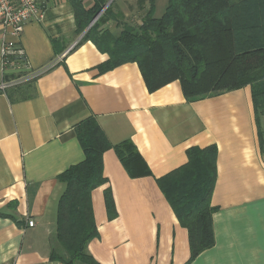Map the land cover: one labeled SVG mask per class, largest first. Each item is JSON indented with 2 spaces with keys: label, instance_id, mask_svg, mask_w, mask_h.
Here are the masks:
<instances>
[{
  "label": "crops",
  "instance_id": "0c3cea01",
  "mask_svg": "<svg viewBox=\"0 0 264 264\" xmlns=\"http://www.w3.org/2000/svg\"><path fill=\"white\" fill-rule=\"evenodd\" d=\"M80 1L85 10L94 4ZM107 2L117 19L103 30L115 35L148 11L144 0ZM166 3L155 0V18ZM84 31L69 0H49L43 20L17 38L0 29V264H61L49 260L63 192L57 177L83 161L75 128L88 118L112 146L130 142L150 172L131 178L113 150L103 154L106 183L91 193L97 237L87 246L98 264L187 262L188 232L157 180L185 165L188 149L209 146L217 149L214 245L190 264H264V110L257 125L250 86L198 100H186L178 81L149 92L135 63L99 72L107 56L81 42ZM5 42L19 44L31 71L46 70L22 81L25 71L3 72Z\"/></svg>",
  "mask_w": 264,
  "mask_h": 264
},
{
  "label": "trees",
  "instance_id": "16d2710c",
  "mask_svg": "<svg viewBox=\"0 0 264 264\" xmlns=\"http://www.w3.org/2000/svg\"><path fill=\"white\" fill-rule=\"evenodd\" d=\"M77 31H84L107 0H93L89 10L69 0ZM148 11L138 27L123 25L118 34L103 30L117 19L109 5L81 42H92L107 60L99 72L135 63L149 92L178 81L186 100L217 96L250 86L257 118L264 110V0H167L154 17L155 0H144ZM75 135L84 159L57 177L63 192L57 202L54 247L50 261L98 264L87 252L97 237L91 193L106 183L102 156L113 150L131 178L150 172L130 142L112 146L93 118L79 123ZM187 163L157 180L179 225L188 232L190 264L213 247L210 198L216 180L217 149L190 148ZM108 219L116 216L111 193L104 192Z\"/></svg>",
  "mask_w": 264,
  "mask_h": 264
},
{
  "label": "built area",
  "instance_id": "2783aa9c",
  "mask_svg": "<svg viewBox=\"0 0 264 264\" xmlns=\"http://www.w3.org/2000/svg\"><path fill=\"white\" fill-rule=\"evenodd\" d=\"M49 0H0V29L15 38L23 32L28 22H40L44 18ZM3 72L12 70L25 71L27 75L20 80L33 78L46 69L31 71L23 49L17 42H5L1 49ZM1 87H5L4 83ZM28 227L33 226L32 221L27 222Z\"/></svg>",
  "mask_w": 264,
  "mask_h": 264
},
{
  "label": "water",
  "instance_id": "95a60500",
  "mask_svg": "<svg viewBox=\"0 0 264 264\" xmlns=\"http://www.w3.org/2000/svg\"><path fill=\"white\" fill-rule=\"evenodd\" d=\"M110 2H107L103 8L101 9V11L91 20L89 26L86 28V30L81 34L80 38H82L85 33L89 30V28L93 25V23L96 21V19L98 18V16L109 6Z\"/></svg>",
  "mask_w": 264,
  "mask_h": 264
},
{
  "label": "rangeland",
  "instance_id": "374dc122",
  "mask_svg": "<svg viewBox=\"0 0 264 264\" xmlns=\"http://www.w3.org/2000/svg\"><path fill=\"white\" fill-rule=\"evenodd\" d=\"M259 122L261 125L264 123V119H263L262 115L259 116Z\"/></svg>",
  "mask_w": 264,
  "mask_h": 264
}]
</instances>
